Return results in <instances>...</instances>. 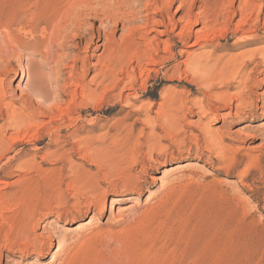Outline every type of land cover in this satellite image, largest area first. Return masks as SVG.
<instances>
[{"label": "rangeland", "instance_id": "374dc122", "mask_svg": "<svg viewBox=\"0 0 264 264\" xmlns=\"http://www.w3.org/2000/svg\"><path fill=\"white\" fill-rule=\"evenodd\" d=\"M161 1L159 6L167 0ZM203 1L214 2L198 0L192 12L194 15L209 13L205 14L211 18L210 26L217 29L211 46L205 48L194 45L197 36L204 34V24L183 21L186 17H181L185 13H176L180 0L172 9L159 12H155L154 7L145 12L147 0H131L130 3L102 0L103 4L100 0L97 16L92 17L88 12L78 14L75 10L76 16L70 12V15L61 14L56 20H51V13L42 8L43 0H0V49H4L9 37L15 35L39 42L37 47L31 45L0 58V81L8 90L6 102L27 101L26 107L35 106L37 98L26 86L28 73H21L24 69H35L36 87L50 94L45 105L51 106L53 113L60 116L47 127L49 124L44 123L51 118L37 112L36 127L0 160V222L2 216L12 214L2 198L23 197L24 202L41 209L37 210V233L55 234L52 250L43 257L37 254L22 257L20 253L11 255L1 241L0 264H59L70 250L84 243L82 234L99 228L120 232L134 223L136 213L142 215L153 207L154 213L144 217L140 234L130 245L142 261L264 264V171L260 174L252 169L245 176L241 172L243 167L225 169L217 155L207 151L209 139L203 133L207 118L198 109L179 115V125L170 121L154 131L150 123L143 120L146 112L138 108L141 103H153L151 116H157L162 111V94L167 91L189 95L191 99L203 97V89L192 82L190 76L185 77V63L190 56L207 50L222 55L264 46L262 42L237 49L242 31H250V28L254 31L256 24L257 31L252 33L264 39V4L259 20H256L255 11V4L257 6L260 0H237L235 6H231L232 0H226V7L220 6L214 12L206 11ZM186 2L189 7L191 0ZM146 14H149V26L131 38L128 31L141 25ZM229 15L233 17L225 33ZM125 18L130 22L123 26ZM175 21L177 26L172 29ZM190 30H194L191 42L183 46L178 33ZM92 38H95L94 43ZM133 39L144 49H151L149 55L132 57L126 47ZM171 48L176 53L173 58H169ZM132 71L137 72L134 86L129 83ZM180 71L182 78L178 77ZM259 79L264 82V75ZM258 91L264 93V86ZM217 105L219 116L212 122V128L226 135L230 153L239 160L250 154H260L262 139L254 136L264 131L262 103L258 118L243 121L234 115V109ZM3 123L0 119V125ZM44 125L58 138H51ZM8 133L16 134L14 129H9ZM158 140L166 147L164 153L154 150L153 142ZM198 145L206 149L202 157L196 156ZM190 148L192 155L187 151ZM152 153L154 159L158 158L163 164L151 160ZM46 154L49 155L47 159L43 156ZM52 154L58 156H50ZM120 162H124L128 174L149 181L130 199L119 200L114 196L126 193L119 184L121 172L111 166ZM22 164L27 168L23 166L20 170ZM172 185L175 187L173 193L170 192ZM86 187L92 190L94 198L105 193L102 215L87 212L92 196ZM79 204L82 212L74 219V206ZM51 211L50 217L45 218ZM92 244L105 251L109 249L105 241Z\"/></svg>", "mask_w": 264, "mask_h": 264}, {"label": "bare ground", "instance_id": "6f19581e", "mask_svg": "<svg viewBox=\"0 0 264 264\" xmlns=\"http://www.w3.org/2000/svg\"><path fill=\"white\" fill-rule=\"evenodd\" d=\"M99 1L100 0H43L41 5H42L43 9H45L51 13V20H56L57 18H59V16L61 14H67L68 13V15H70L69 13L72 12V15H75L76 13L73 12L75 10L78 11V14H79V12L80 13L88 12V14L92 17L97 16V14H98L97 12L100 11L98 6H100V4H101V3H99ZM176 1L177 0H167L166 4H162L163 1H161V0H147V5L145 6L144 11L148 12L149 9H151L152 7L155 8V12L156 11L157 12L163 11L166 9L167 10L172 9V7ZM225 1L226 0H216V1L214 0V2H212V3H208L207 1L206 2L203 1L204 2L203 5H204V8L206 9V11L214 12V10H216V8H218V7L220 8V6H223V7L225 6L224 5ZM236 1L237 0H232L231 6H235ZM101 2H102V0H101ZM130 2H131V0H124V3H130ZM159 2H162L161 3L162 6L158 5ZM197 3H198V0H191L189 7H187L186 5H188V4H187L186 0H180V4L177 7L176 13H180V12L185 13L184 17H181V18L186 17V19H184V20L182 19L183 21L188 22V21L192 20V22L194 24H198V23L204 24V29H205L204 34L203 35L200 34L197 36L196 44H194V45L199 44L201 47L205 48V47L211 46L210 42H212L215 39V36H217L216 35L217 29L215 30L214 27L212 28V26H210L209 22H210L211 18L209 16H207L209 13L207 14L205 12L207 15L205 13L203 15L202 14H200V15H197V14L194 15L193 14L192 11L196 7ZM102 4H103V2H102ZM263 4H264V0H260V2L257 3V6L255 4V7H256L255 11L257 12V16H256L257 19L256 20H259V17L262 13ZM77 8H80V10H78ZM133 15H135V14H133ZM145 16H147V17H145L144 20L142 19L143 22L141 23V25L133 27L132 29H130L128 31V35L131 36V38L134 37V34H136V32H138L139 30H140L139 32H141L143 29H146L149 26V22H150L149 14H146ZM63 17H65V16H63ZM232 17H230V15L228 16L229 20H228V24L226 26V29L224 30L225 33H228L227 31H228L229 23H230ZM103 18L105 19V17H103ZM181 18L179 19L180 21H181ZM136 19H138V18L136 17ZM73 20H72V22H73ZM128 21H129V18H125L123 21V26ZM176 21L173 23L172 29H174V26L177 24L178 21L177 22ZM56 22H59V21H56ZM119 23L120 22L117 21V25ZM254 23H255V21H254ZM247 24H249V22ZM0 25H1V22H0ZM256 26H257V24H256ZM256 26H254L255 27L254 31H251V28H250V31L249 30L245 31L243 29L244 30V31H242L243 34L242 35L240 34L241 37H239V40H238L239 43L237 42V45H238L237 49L264 42V39H258V38H256L255 33H252V32L257 31ZM22 29L23 28H21V30ZM55 31H57V30H55ZM196 33L198 34V31ZM193 34H194V30H190L186 33L182 32L181 34L178 33L179 42L181 44H183V46L188 45L189 42H191L190 40L193 37ZM235 34H237V33H235ZM7 36H8V34H7ZM9 39H10L9 41L8 40L6 41L7 42L6 47H3L4 49H0V58L1 59L6 57V55L8 53L12 54L14 51H16L18 49L28 48L31 45H34L35 47L39 46L38 41L30 42V41L26 40L25 38L21 37L20 35L19 36L18 35L10 36ZM106 39L107 40L110 39L108 35L106 36ZM94 41H95V38L93 39V43H94ZM200 41H202V42H200ZM41 44H42V42H41ZM46 47H47V45H46ZM126 49H128V51L132 52V53H130V54H132V57H134L138 54H140V56L143 55V57H144V55L145 56L149 55L148 51H151V49L150 50L144 49L142 47L141 43L137 42L135 39H133L132 42L128 43ZM235 49H236V47H235ZM171 50H172V48H171ZM169 54H170L169 58H171V57L173 58L176 56V53L173 52V50ZM21 73L22 74L28 73V80L26 82V86L28 88L27 90H29V92H31L37 98V102L35 101L36 102L35 106L31 107V108L26 107L28 104L27 101L20 102L19 104H14V103L11 104L9 102H6V99L8 97L7 96L8 90L6 89L3 81L2 80L0 81V119L4 120V123L0 125V160H2V158L6 157L7 152L9 150H11L13 148V146L18 141H21L24 139V136L26 135L27 132H29L30 129L33 130L36 127L35 126L36 121H37L36 118L38 117L37 112L43 113V114L46 113L51 118V120L49 122L44 123L46 125L49 124V125H47V127H49L52 124V122H57L56 120H57V117L59 116V115L57 116L56 114L53 113V109L51 106L45 105L46 102L50 98V94L46 89L41 88V87H36V83H37L36 79H37L38 75H36L35 69L29 70V71L24 69ZM185 73H186L185 77L190 76L192 78V82L197 84V86L200 89H203V92H202L203 97L199 96V97L191 99L189 97V95L188 96L181 95V93L179 94L178 92H168V91L164 92L162 94V99H163L162 100V106H161L162 111L157 116H154V117L151 116V112L154 108L153 103L148 104V105L145 103H141L138 106V108L141 111L146 112L145 118L143 120L147 123H150V125L153 127L154 131H156L158 128L165 126L170 121H173L174 124L179 125V117H178L179 115L182 114V116H183L186 114V112H192L193 109H198L199 113L202 114V116H204V118H207L206 127L203 130V133H205L207 135L206 138L208 137L207 140L209 139V143L207 142L209 144L208 145L209 148L207 149V151H209L212 154L215 153L219 159L220 164L225 169L232 170V169L236 168L237 170H239L240 168L243 167L241 172L245 176H247V174L252 169L255 170V172L262 174L264 171V131H262V132H260L254 136V137L260 136L262 139L263 149H262L261 153L258 155L250 154V155H247L245 158L239 160L236 155L233 156L230 153V148L226 145V138H227L226 135H223L222 133H220L219 130L212 128V122L215 120L216 117L219 116L217 109H216L218 107L217 104H223L226 107H230L231 110L234 109V115L239 116L240 120H242V121L247 120V119L248 120L249 119L254 120V119L258 118V114H257L258 110L262 106L264 108V93H260L258 91V90L262 89V86H264V82H262L259 79L260 75H264V46L256 47L253 49H245V50H242V51L237 52V53H230V54L225 53L222 55H217L215 53V50L202 51L198 54H195L193 56L188 57V59L185 63ZM136 74H137V72H136ZM136 74L133 73V71H132V75L129 76V83L131 86H134V84L137 80ZM182 74L183 73L180 71L178 73V77L182 78L181 77ZM231 88H234V90H233L234 92L230 91ZM135 102L137 103L139 101L136 100ZM261 103H262V106L260 105ZM4 105H6V107ZM133 105H135V103H133ZM29 106H30V104H29ZM136 106H137V104H136ZM140 113H142V112H140ZM263 114H264V111H263ZM141 121H142V119H141ZM47 127L45 126V130L49 131L50 137L57 139L58 135L55 133L57 136H54V133H53L54 131L50 128H47ZM42 128H43V126H42ZM9 129H14L16 134H12V133L9 134L8 133ZM59 130H61V128H59ZM22 133L24 135H21ZM58 133H60V132H58ZM35 137H36V135H35ZM32 138H34V137L32 136ZM36 138H38V137H36ZM35 141H36V139H35ZM153 147H154V150L158 151L160 154L164 153L165 149H166V147L163 146L162 143L159 142V140L153 142ZM205 150L206 149H202V146H199L198 150H196V156H198V157L204 156ZM187 151H188V154L192 155V153H193L192 148H190ZM180 152H182V151H180ZM48 153H51V152H48ZM43 156L46 159L49 157V155H47V154H46V157H45V155H43ZM50 156H58V155L52 154ZM59 157L61 158L60 155H59ZM128 157H126V158H128ZM150 158H151V160L155 161L156 163L163 164L160 160H158V158L154 159L153 153L151 154ZM123 160L124 159H122V161ZM131 160H135V159H131ZM57 161H58V159H57ZM113 162H115V161H113ZM121 162L118 164L113 163V165H111V166H112V168L116 167L115 169L118 168L117 170L121 172V176L119 177V181H120L119 184H121L123 186V188L126 190V193L114 195V196L116 198H118L119 200L122 198L130 199L133 197V195H132L133 193L140 192V189L142 187H144V184L145 183L148 184L149 181L143 180L142 177H139V176L137 177V176L128 174L127 171H129V170H127L126 166H124V164H123L124 162L123 163H121ZM24 163H25V161H24ZM109 163H111V162H109ZM132 163H133V161H132ZM24 165L25 164L20 165L21 166V168L19 167L20 170H22V167ZM18 166L19 165H17L16 167L18 168ZM25 167L26 166H24V168ZM118 171H116V173H118ZM93 180H95V179L93 178ZM179 181H178V183H179ZM95 182H97V181H95ZM173 182H174V180H173ZM175 184H174V186H175ZM96 186H98V184ZM174 186L172 188H170L171 189L170 192H172V190L173 191L175 190ZM88 191L91 195L92 190L88 189ZM166 194H167V192H166ZM167 195H169V192ZM103 197L106 198L105 193L102 195L100 194V196L97 194V196L95 198L92 196L91 197L92 200L90 201V203L87 206V208H88L87 212H93V214H95V215H102L104 213V205L106 203V202H103V200H102ZM164 197H166V196H164ZM30 200H31V198H30ZM105 201H106V199H105ZM158 201H160V200H158ZM2 202L7 204L9 206L8 210H11V212H12V214H8L7 216H2L1 217L2 222H0V242L1 241L5 242L4 246H6L9 249L10 254L15 255L16 253H20L22 255V257H28L31 254H37L38 256L43 257V256L49 254L52 250V244H53V243H51V241L55 238V234H53L52 232H49L48 235H40L37 233V227L39 226V223H38L37 218H36L37 214H39V212L37 210L41 211V209H37V208H39V206L36 205L38 207H36V208L33 207L31 203L24 202L23 197H21V196H18L15 198H13L11 196H8V197L4 196L2 198ZM162 202L163 201H161L160 203L158 202V203L162 204ZM8 206H7V208H8ZM76 206H74V208L76 209V214L73 215L74 219L77 218V214H81V212H82V205L79 204L78 207H76ZM154 210H155V208L153 207V208H150L148 212L145 211L146 213L142 212V215L136 213L135 217H134V219H135L134 223L132 225L130 223L128 225V227L124 228L120 232L119 231L114 232V231H110V230L108 231V230H104V228H99V229H93L90 233L82 234L81 237L84 239V241H83L84 243H82V245L78 244L79 246H77V244L74 243L77 246L76 247L77 249L76 250H74V249L70 250V253L67 255V257H65L64 260H62V262L59 264H154L153 262H151L147 259L142 261V258L138 257L135 253H133L131 248H130L131 243H133L137 239V234H140V233H138V231L141 228V226H140L141 221H143L144 217H147L151 213H154ZM51 213H52V211L49 213H46L45 218H49ZM124 218L125 217H122V219H124ZM2 236H3V238H2ZM57 238H58V236H57ZM60 238H62V237L60 236L59 239ZM103 241H105V244H108V246H109V249L107 251H105L102 248H98L99 246L93 247L94 245L92 244V242L94 243V242H103ZM71 242H73V241H71ZM101 244H104V243H101ZM85 245H86V247H85Z\"/></svg>", "mask_w": 264, "mask_h": 264}]
</instances>
